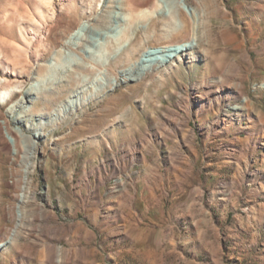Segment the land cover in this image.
Returning a JSON list of instances; mask_svg holds the SVG:
<instances>
[{
    "label": "rangeland",
    "instance_id": "obj_1",
    "mask_svg": "<svg viewBox=\"0 0 264 264\" xmlns=\"http://www.w3.org/2000/svg\"><path fill=\"white\" fill-rule=\"evenodd\" d=\"M184 3L197 41L167 36L154 0H0V264H264V0ZM234 85L250 119L196 113Z\"/></svg>",
    "mask_w": 264,
    "mask_h": 264
},
{
    "label": "bare ground",
    "instance_id": "obj_2",
    "mask_svg": "<svg viewBox=\"0 0 264 264\" xmlns=\"http://www.w3.org/2000/svg\"><path fill=\"white\" fill-rule=\"evenodd\" d=\"M131 0H116L118 8H125L127 7L129 10L128 16L132 15L135 12V9L130 4ZM154 10H150L148 12H144L147 16H153L157 13L162 14L167 18V21L163 24V30L166 32L167 36L181 32L186 27L187 29L190 28L192 31V38L197 41L199 39V24L200 19L199 15L192 9L188 8L184 0H154ZM185 7L187 9H185ZM149 10V9H147ZM181 11H184L187 15L184 16L181 14ZM119 16V15H118ZM126 15V17H128ZM192 17V18H191ZM196 17V18H195ZM126 19V18H125ZM149 19V18H148ZM144 26V25H143ZM142 26V27H143ZM84 26L80 27L79 29L75 30L71 35V40H86L87 36L85 33ZM91 31H94L91 29ZM121 37L118 38L119 42L122 41V36L127 39L130 35L129 31L126 30V27L122 29ZM119 32V33H120ZM97 33V32H96ZM133 36V35H132ZM189 41L183 42L180 44H166L162 46H150L147 50L143 51L136 62L133 63L132 67L126 70V73L123 75L122 82L126 83L128 81L132 82H139L142 80L143 76H147L148 73H152L157 68L165 67L166 65L174 64V62H178L181 60V56H184L185 53L190 51L192 47H189ZM195 46H200L197 42ZM194 48V47H193ZM123 74V73H122ZM110 79V78H109ZM105 80V79H104ZM103 80V81H104ZM105 80L104 82L99 85L102 88L106 87L108 83H113L114 79ZM106 82V83H105ZM233 86V85H232ZM232 88V91L228 95H222L219 92L215 93L213 100L206 98V94L199 93L195 97V103L197 104V109L195 110L196 113L205 112L207 111L206 105L211 106L212 104L216 103L219 105L220 103L226 102V104L232 105L233 102L240 101L241 90H238L236 85ZM81 102L80 96H75L71 98L61 109V114H67L68 112L73 111ZM230 110L233 111V114L238 116L242 111V116L250 119L251 107L249 104H241L237 103V105L230 106ZM232 113L229 112L227 115H231ZM60 115H55V118H59ZM258 121V120H257ZM228 130H233L232 126L227 128Z\"/></svg>",
    "mask_w": 264,
    "mask_h": 264
},
{
    "label": "water",
    "instance_id": "obj_3",
    "mask_svg": "<svg viewBox=\"0 0 264 264\" xmlns=\"http://www.w3.org/2000/svg\"><path fill=\"white\" fill-rule=\"evenodd\" d=\"M185 9H187V8H185Z\"/></svg>",
    "mask_w": 264,
    "mask_h": 264
}]
</instances>
